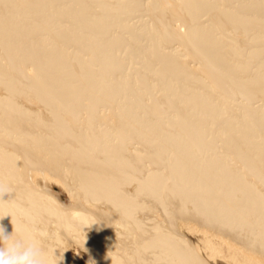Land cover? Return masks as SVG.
Returning a JSON list of instances; mask_svg holds the SVG:
<instances>
[{"label":"bare ground","instance_id":"obj_1","mask_svg":"<svg viewBox=\"0 0 264 264\" xmlns=\"http://www.w3.org/2000/svg\"><path fill=\"white\" fill-rule=\"evenodd\" d=\"M0 183L53 264H264V0H0Z\"/></svg>","mask_w":264,"mask_h":264},{"label":"clouds","instance_id":"obj_2","mask_svg":"<svg viewBox=\"0 0 264 264\" xmlns=\"http://www.w3.org/2000/svg\"><path fill=\"white\" fill-rule=\"evenodd\" d=\"M10 193V187L0 183V202H6L4 196ZM4 216L10 215L5 213L0 215V218ZM74 220L81 227H89L94 224L88 218L74 217ZM13 226V232L8 233L5 227L0 224V264H53L54 252L52 250L45 249L36 239L26 234L24 229L14 224Z\"/></svg>","mask_w":264,"mask_h":264},{"label":"rangeland","instance_id":"obj_3","mask_svg":"<svg viewBox=\"0 0 264 264\" xmlns=\"http://www.w3.org/2000/svg\"><path fill=\"white\" fill-rule=\"evenodd\" d=\"M52 184H53L52 188H53L54 192L59 196V199L62 202L67 203L69 201L68 192L59 183L52 182ZM71 248H72L71 252L73 255L79 254V257H77V259L75 261H77L79 264H88L87 263V259H88L87 250L82 248L77 243H72ZM214 258L216 259L215 262H217L218 264H229V262L226 259H223L220 256H215ZM214 258H210L209 260H212Z\"/></svg>","mask_w":264,"mask_h":264}]
</instances>
